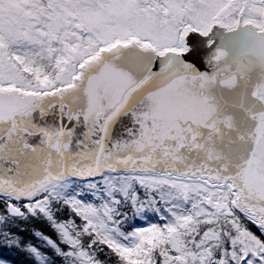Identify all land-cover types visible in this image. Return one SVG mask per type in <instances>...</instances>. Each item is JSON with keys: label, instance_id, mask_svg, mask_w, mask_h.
Returning <instances> with one entry per match:
<instances>
[{"label": "snow or ice", "instance_id": "snow-or-ice-1", "mask_svg": "<svg viewBox=\"0 0 264 264\" xmlns=\"http://www.w3.org/2000/svg\"><path fill=\"white\" fill-rule=\"evenodd\" d=\"M0 246L264 264V0H0Z\"/></svg>", "mask_w": 264, "mask_h": 264}, {"label": "water", "instance_id": "water-1", "mask_svg": "<svg viewBox=\"0 0 264 264\" xmlns=\"http://www.w3.org/2000/svg\"><path fill=\"white\" fill-rule=\"evenodd\" d=\"M186 45L190 51L184 54V61L192 64L200 71L207 70L204 59L208 55L209 49L205 46V38L200 37L197 33H191L186 37Z\"/></svg>", "mask_w": 264, "mask_h": 264}, {"label": "trees", "instance_id": "trees-1", "mask_svg": "<svg viewBox=\"0 0 264 264\" xmlns=\"http://www.w3.org/2000/svg\"><path fill=\"white\" fill-rule=\"evenodd\" d=\"M31 229L32 225H28ZM36 227H43L45 232H49L46 226L37 224ZM30 257L23 253L20 249L0 246V261H5L6 264H28Z\"/></svg>", "mask_w": 264, "mask_h": 264}, {"label": "rangeland", "instance_id": "rangeland-1", "mask_svg": "<svg viewBox=\"0 0 264 264\" xmlns=\"http://www.w3.org/2000/svg\"><path fill=\"white\" fill-rule=\"evenodd\" d=\"M153 222H157L155 217H153ZM143 223H144V221H141V224H143Z\"/></svg>", "mask_w": 264, "mask_h": 264}]
</instances>
